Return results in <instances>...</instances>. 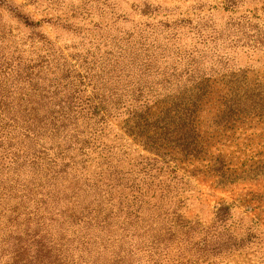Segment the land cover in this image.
<instances>
[{"label": "trees", "instance_id": "1", "mask_svg": "<svg viewBox=\"0 0 264 264\" xmlns=\"http://www.w3.org/2000/svg\"><path fill=\"white\" fill-rule=\"evenodd\" d=\"M14 17L51 47L35 34L38 22ZM203 27L195 31L200 40L213 31ZM195 55L180 70L198 78L172 99L153 96L143 107L141 89L133 91L131 102L143 104L125 110L120 129L143 149L194 154L209 133L251 120L264 106V90L237 84L249 67L227 66V53L205 64L207 56ZM82 63L78 71L54 53L33 66L0 62V264H264V206L256 208L262 222H253L234 219L232 206L220 203L204 223L183 215L170 182L157 192L142 188L138 175L153 165L134 160L132 172L120 161L126 152L105 141L110 110L125 107L120 97L111 101L108 80L95 79L94 62Z\"/></svg>", "mask_w": 264, "mask_h": 264}, {"label": "rangeland", "instance_id": "2", "mask_svg": "<svg viewBox=\"0 0 264 264\" xmlns=\"http://www.w3.org/2000/svg\"><path fill=\"white\" fill-rule=\"evenodd\" d=\"M17 14L38 22L35 34L51 47L16 19ZM199 24L213 29L205 31L202 40L195 34ZM225 40L236 45H226ZM52 53L61 54L78 71L84 60L93 61L95 79L108 80L105 89L116 96L111 101L120 97L121 106L127 107L110 110L103 133L109 146L126 152L120 161L132 172L139 171L134 160L153 165H146L151 171L138 175L142 188L157 192L162 188L159 182L173 184L188 219L205 223L212 209L224 203L232 206L234 219L256 222L257 217L262 222L257 210L264 206V106L256 108L251 120L209 133L202 150L194 154L165 147L157 153L143 149L120 128L125 110L143 104L131 102L136 87L141 89L143 107H148L153 96L172 99L196 81L197 74L180 70L189 54L196 60V53L207 56L203 64L230 54L227 66L251 70L246 80L237 78L238 86L264 90V0H0V62L5 58L11 68L17 61L20 67L33 66L36 60L52 58ZM135 55L138 58L133 59ZM142 58L151 61L148 66ZM86 92L90 93L89 87ZM258 97L264 104V93ZM173 177L179 180L172 181ZM245 206L251 210H244Z\"/></svg>", "mask_w": 264, "mask_h": 264}]
</instances>
